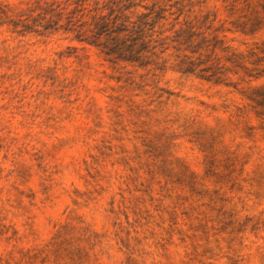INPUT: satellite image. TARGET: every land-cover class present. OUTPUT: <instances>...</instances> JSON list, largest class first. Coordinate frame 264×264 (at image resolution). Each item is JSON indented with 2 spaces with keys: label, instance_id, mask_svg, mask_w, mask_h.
Listing matches in <instances>:
<instances>
[{
  "label": "rangeland",
  "instance_id": "rangeland-1",
  "mask_svg": "<svg viewBox=\"0 0 264 264\" xmlns=\"http://www.w3.org/2000/svg\"><path fill=\"white\" fill-rule=\"evenodd\" d=\"M0 264H264V0H0Z\"/></svg>",
  "mask_w": 264,
  "mask_h": 264
}]
</instances>
